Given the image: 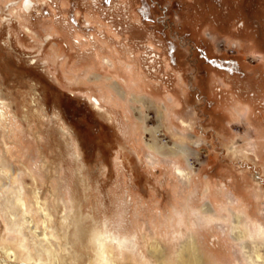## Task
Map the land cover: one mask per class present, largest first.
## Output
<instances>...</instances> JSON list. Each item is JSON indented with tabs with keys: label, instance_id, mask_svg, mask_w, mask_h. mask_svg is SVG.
I'll return each mask as SVG.
<instances>
[{
	"label": "rangeland",
	"instance_id": "374dc122",
	"mask_svg": "<svg viewBox=\"0 0 264 264\" xmlns=\"http://www.w3.org/2000/svg\"><path fill=\"white\" fill-rule=\"evenodd\" d=\"M180 229L264 264V0H0V264H174Z\"/></svg>",
	"mask_w": 264,
	"mask_h": 264
},
{
	"label": "bare ground",
	"instance_id": "6f19581e",
	"mask_svg": "<svg viewBox=\"0 0 264 264\" xmlns=\"http://www.w3.org/2000/svg\"><path fill=\"white\" fill-rule=\"evenodd\" d=\"M179 171L181 172L182 170L179 169ZM223 209H224V207H223ZM208 210H210V209H208ZM228 210L230 211L231 209H228ZM201 216H202V218H205V219L208 218V217L210 219L214 218L213 217L214 215L211 214L210 212L207 213V214L206 213L201 214ZM238 220H241V219L239 218ZM177 232H178L177 234H179V236H180V240H181L180 242L181 243H180L178 249L175 252V255H176V260L175 261L176 262L174 264H203L202 257L200 255V253H198V248H197L196 240H195L194 236L192 234H189L187 237H185V239H183V235H185L183 230L180 229ZM175 233H176V231H175ZM108 235H109L108 239H113V241H115V242H117L119 244H123V243L125 244L127 242L125 244V246L127 245V246H130L131 248L137 247V245H135V238H136V237L134 238L135 235L130 237V238L129 237L124 238L123 240L121 239V237L115 236L113 233L112 234L108 233ZM237 237H239V236H237ZM104 240H105V236H104V238L101 239V241H102L101 243H103V245L105 243ZM109 242H110V240H109ZM148 252L151 254V257L155 259L157 264H167L166 261H165L164 248L160 244H158L157 247L152 246V250H150V251L148 250ZM141 254H142L143 258L146 257L145 253L142 252ZM114 264H118V262L116 261Z\"/></svg>",
	"mask_w": 264,
	"mask_h": 264
},
{
	"label": "clouds",
	"instance_id": "9594fccd",
	"mask_svg": "<svg viewBox=\"0 0 264 264\" xmlns=\"http://www.w3.org/2000/svg\"><path fill=\"white\" fill-rule=\"evenodd\" d=\"M102 238H104V234H101ZM99 264H108L107 258L104 255V245L103 243L99 244Z\"/></svg>",
	"mask_w": 264,
	"mask_h": 264
},
{
	"label": "snow or ice",
	"instance_id": "6c2138e0",
	"mask_svg": "<svg viewBox=\"0 0 264 264\" xmlns=\"http://www.w3.org/2000/svg\"><path fill=\"white\" fill-rule=\"evenodd\" d=\"M25 2H26V5H27V4H28V0H25ZM92 78L95 79V80H99V79H101V77L98 76V75H93Z\"/></svg>",
	"mask_w": 264,
	"mask_h": 264
}]
</instances>
